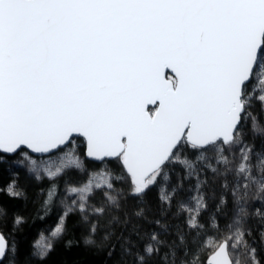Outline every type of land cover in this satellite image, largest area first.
<instances>
[{
  "label": "snow or ice",
  "instance_id": "6c2138e0",
  "mask_svg": "<svg viewBox=\"0 0 264 264\" xmlns=\"http://www.w3.org/2000/svg\"><path fill=\"white\" fill-rule=\"evenodd\" d=\"M0 171V264H264V0H0Z\"/></svg>",
  "mask_w": 264,
  "mask_h": 264
},
{
  "label": "trees",
  "instance_id": "16d2710c",
  "mask_svg": "<svg viewBox=\"0 0 264 264\" xmlns=\"http://www.w3.org/2000/svg\"><path fill=\"white\" fill-rule=\"evenodd\" d=\"M8 179V174L6 172L0 171V188L7 184ZM0 204H3L8 210V216L2 222L5 226L3 229L5 232H9L12 229V215L14 212H21L30 216L29 225L25 228V231L28 233L29 237L36 236L37 229L46 226L40 220H35V223L32 222L34 220V208L31 205H29L28 209L25 210L21 203L9 200L6 195L2 194H0ZM53 219L48 220L49 225L53 223ZM101 259L102 257L94 255L85 248L78 247L73 248L71 251L58 249V251L53 254L51 264H100Z\"/></svg>",
  "mask_w": 264,
  "mask_h": 264
}]
</instances>
